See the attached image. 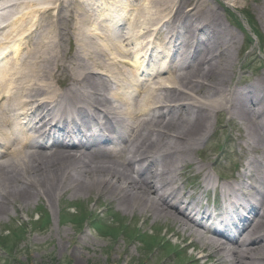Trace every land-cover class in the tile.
Returning a JSON list of instances; mask_svg holds the SVG:
<instances>
[{"label":"bare ground","instance_id":"bare-ground-1","mask_svg":"<svg viewBox=\"0 0 264 264\" xmlns=\"http://www.w3.org/2000/svg\"><path fill=\"white\" fill-rule=\"evenodd\" d=\"M128 1L0 0V222L95 195L175 223L218 264H262L264 74L234 83L242 43L222 17L246 12L260 37L264 0ZM137 1L170 7L153 24L129 17ZM222 116L243 130L234 183L204 153Z\"/></svg>","mask_w":264,"mask_h":264},{"label":"rangeland","instance_id":"rangeland-1","mask_svg":"<svg viewBox=\"0 0 264 264\" xmlns=\"http://www.w3.org/2000/svg\"><path fill=\"white\" fill-rule=\"evenodd\" d=\"M219 1L229 8L226 0ZM128 2L124 0L121 14L125 11L128 13ZM210 5H215L212 0ZM193 6L194 1L191 0L186 9ZM166 7L170 5L161 7L150 1H137L128 15L130 17L137 12H143L147 16H154L153 24H157L159 19L156 13L159 15L158 11ZM172 10L173 8L169 9L168 13ZM230 10L231 19L230 16L227 17L233 25L226 16H223L222 20L242 43L233 81L247 86L255 81L254 77L264 74V29L259 37L256 31L262 30L261 21L246 12ZM236 26L245 32L246 40ZM121 29L127 34L129 21L123 23ZM246 62L252 66L243 71ZM227 121V116L219 119L216 125L217 133L204 147V153L209 155L208 152L212 150L211 159L219 158L222 168H231L220 169L225 174V179L230 181L236 178L237 173L234 171L240 170L237 155H242L245 151L240 147L243 130L229 125ZM218 172H213L214 178L221 183L222 173L217 175ZM194 175L191 174L190 179L186 181L189 188L196 182ZM63 199L57 200L53 206L47 201H41L33 204L27 212L11 210L10 215L3 217L0 222V264L219 263L218 258L212 256L209 250L202 248L198 243L192 244L193 239L179 232L178 226L171 221L161 220L153 223V220L145 221L138 215L133 217L104 199L98 201L95 195L80 196L73 204L70 203L69 195ZM56 230L63 236L62 241ZM50 233L53 235L48 239ZM81 239L85 240V245ZM260 262L264 264V261Z\"/></svg>","mask_w":264,"mask_h":264}]
</instances>
